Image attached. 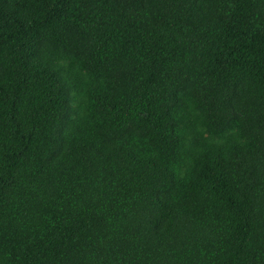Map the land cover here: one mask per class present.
<instances>
[{
  "label": "trees",
  "instance_id": "trees-1",
  "mask_svg": "<svg viewBox=\"0 0 264 264\" xmlns=\"http://www.w3.org/2000/svg\"><path fill=\"white\" fill-rule=\"evenodd\" d=\"M0 264H264V0H0Z\"/></svg>",
  "mask_w": 264,
  "mask_h": 264
}]
</instances>
